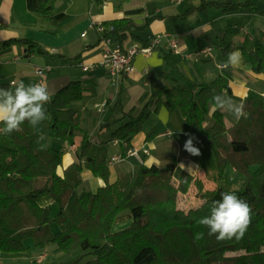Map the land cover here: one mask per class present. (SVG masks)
Wrapping results in <instances>:
<instances>
[{"label": "trees", "instance_id": "trees-1", "mask_svg": "<svg viewBox=\"0 0 264 264\" xmlns=\"http://www.w3.org/2000/svg\"><path fill=\"white\" fill-rule=\"evenodd\" d=\"M51 1L27 0V7L49 16L53 12ZM208 7L224 12L251 8L264 16V9L252 1H203L172 18L184 19ZM105 25L112 27L110 34L123 45L130 40L145 46L150 43V39L139 34L149 22L137 24L124 17ZM239 33L240 26L232 23L220 30L218 37L223 52L239 48L252 70L264 76V31L259 38L247 34L237 46L234 39ZM13 44H20L26 52L49 54L30 38L7 40L0 49ZM173 53L170 49L162 52L169 70L175 65ZM231 79L230 69L223 68L211 83L191 82L190 88L164 85L151 95L143 109L138 106L126 109L120 98L112 106L108 101L109 115L101 131L119 125L112 140L119 142L121 154L126 157L151 113L158 112L161 106L169 112L178 110L188 135L196 138L194 144L201 152L206 148L213 150L218 178L223 177L229 165L245 176L237 190L221 185L206 189L203 180L189 172H183L176 182V156L164 165L143 163L138 171L119 173L116 181L110 183V166L105 154L109 141L88 133L77 136L82 117L69 104L83 99L82 82L69 75L48 76L46 85L54 97L45 105L47 119L38 125L40 129L25 122L19 132L0 134V251L27 252L29 248L24 240L32 237L35 247L55 243L65 252L78 248L83 251L75 261L61 264H264V96L249 90L242 100L244 115L228 126L226 112L215 107L212 96L215 93L223 97L231 95ZM9 84L1 83L0 87L6 88ZM211 107H215L212 113ZM210 113L211 122L207 125ZM41 136L44 138L41 143L47 145L44 150L36 143ZM154 138L155 134L150 132L145 141ZM49 139L78 145L77 156L85 159V166L93 175L102 177L106 185L96 192L80 194L59 173L63 147L50 144ZM192 186L202 204L185 210L180 207V195L189 193ZM222 191H234L252 209L251 224L239 240L218 241L208 235L206 227L196 223L208 215L212 201L219 199ZM43 196H50L57 203L58 211L54 215L51 207L39 204ZM127 210L132 214L130 224L114 231L116 218ZM53 224L64 229L54 232ZM198 232L204 236L197 241Z\"/></svg>", "mask_w": 264, "mask_h": 264}, {"label": "crops", "instance_id": "crops-1", "mask_svg": "<svg viewBox=\"0 0 264 264\" xmlns=\"http://www.w3.org/2000/svg\"><path fill=\"white\" fill-rule=\"evenodd\" d=\"M203 1H252L258 7L264 9V0H181L180 2L177 0H52L53 12L51 15L46 16L29 10L27 0H0V46L10 39L30 38L39 42L49 52V54L26 52L25 48L20 44H13L7 48L0 49V60L2 61L5 58L7 60L5 67L0 70V84L9 83L13 79L21 82L25 74L22 63L18 61L23 56L31 58L35 54H39L57 58L58 64L56 63L55 66H62L64 64L63 61H66L69 64L77 63L76 66L83 71L103 70L108 76L106 80L100 77L99 74L94 75L92 79L94 85L101 84L105 90V96L102 101H110L112 106L120 98L126 109L137 106L134 104L137 101L141 104L148 101L151 95L164 85L179 84L190 88L191 82L211 83L223 68H229L232 72L230 81L231 95L226 94V99L231 100L236 105H242V100L251 89L264 96V76L256 74L252 70L251 64L245 60L239 48L233 51L241 53L242 61L240 65L238 67L225 66L229 52H223L220 38L218 37L220 30L227 24L232 23L240 26V33L234 39L237 46L243 43L247 34L259 38L261 37V32L264 31V16L254 13L251 8H243L236 12H224L217 7H208L206 10L191 13L184 19L172 18V16L185 13L191 6L200 5ZM259 16L261 18H258ZM124 17L133 19L137 24L149 22L147 28L139 33L144 39L169 34L179 40L182 53L177 54L173 51V62L175 63L173 69H167V62L162 56L163 49L172 50L168 39L165 38L163 43L155 48L152 53L136 54L133 58L135 70L132 73L123 74L117 83H112L108 70L100 65L102 60V35L96 30H87V28L93 22L105 24V22ZM247 20L250 22L256 21L257 25L248 29L245 25ZM86 30V36H82V33ZM134 43L143 45L140 41L130 40L127 44H122V46L128 47ZM208 47L212 50L207 56L195 57L193 55L199 49ZM83 65H89L90 68L85 70ZM47 67H50L51 70L47 73L46 78L48 76L69 75L71 79L76 80L70 73L52 75L55 67L53 65ZM172 77L175 78V81L171 79ZM34 81V78L31 79V82ZM83 98H86L85 92ZM97 103L100 102L94 103L96 109ZM90 104L91 101L87 105L83 104L82 109L76 108L80 111L82 117L81 130L77 131V136L88 133L95 137V134L104 132V130L101 131V128L109 115V103L105 112H99L97 109L101 116H97L98 113L94 112L93 106ZM214 109L215 107H211V113ZM223 111L227 114V125L231 126L237 119L228 110ZM211 113L206 122L207 125L211 122ZM152 114L151 116L156 118H153L150 129L146 131V134L142 131L143 134L141 132L133 141V148L142 149L146 147L150 149V155L145 159L144 163L148 165H164L165 163H161L155 156H152L151 150L175 146L178 138H182L183 141L179 146V152L180 150L181 152L169 156L171 159L173 156L177 157L178 166L181 162L185 164V169L177 166L174 172L175 181L179 182L182 173L188 172L186 169L191 166L193 169L191 174L202 179L206 189L216 188L218 184L215 180V175L218 172L215 174L211 173V175L206 174L201 165L205 161L183 150V145L188 138V131L179 111L169 112L166 107L161 106L158 112L154 113L155 115ZM103 115L106 117L103 118ZM118 126L116 124L113 128ZM36 127L40 129L38 125ZM159 128L165 129L157 133L156 130ZM150 132L155 134V138L146 142L145 137ZM163 137L165 139L161 143L155 142L156 139ZM107 141L110 142L111 147L116 151L108 155V161L113 156H121L119 142L114 139ZM49 143L63 147L64 159L59 168V173L69 183L76 186L80 194L85 191L96 192L99 187L106 185L102 177L93 175L85 166V159H80L77 156L78 145H69L67 142L54 139H49ZM204 151L205 149L201 153ZM207 155L210 156V153L208 152ZM128 158L125 159L127 160ZM136 160L139 165L136 166L133 162H128V169H113V164L109 165V182L113 183L116 181L119 173L138 171L141 163L138 159ZM194 189L195 187L192 186L190 191H194ZM39 204L43 207H51L53 215L58 211L57 203L53 202L50 196L41 197ZM131 220V212L124 211L116 218L113 230L117 231L126 228ZM52 229L54 232H59L64 229V226L53 224ZM24 244L29 248V251L16 254L22 255L32 252L36 254L35 263L42 264L48 256L47 248L49 244L36 249L37 247H35L32 237L26 238ZM2 253L0 251V262Z\"/></svg>", "mask_w": 264, "mask_h": 264}, {"label": "clouds", "instance_id": "clouds-1", "mask_svg": "<svg viewBox=\"0 0 264 264\" xmlns=\"http://www.w3.org/2000/svg\"><path fill=\"white\" fill-rule=\"evenodd\" d=\"M242 61L239 51H230L225 62L226 67H238ZM51 100L47 85L42 82L25 84L13 79L9 86L0 87V134L11 135L22 130V125L27 122L31 127L47 119L45 105ZM215 107L218 110H228L239 120L243 115V106L236 105L219 93L212 96ZM43 137H38L36 143L44 150L47 145L41 143ZM196 138L189 134L183 148L192 156L201 154L200 148L194 144ZM180 168L185 169L181 162ZM190 174L193 171L189 166L186 169ZM187 214V213H186ZM252 209L250 205L241 199L234 191H222L220 198L212 201L208 215L196 220L198 225L208 229V235L214 236L218 241L241 239L251 224ZM204 233L198 232L195 239H202Z\"/></svg>", "mask_w": 264, "mask_h": 264}, {"label": "rangeland", "instance_id": "rangeland-1", "mask_svg": "<svg viewBox=\"0 0 264 264\" xmlns=\"http://www.w3.org/2000/svg\"><path fill=\"white\" fill-rule=\"evenodd\" d=\"M258 18H261V16H259ZM245 25L248 27V29H250V27H255V25L257 24H256V21L250 22L249 20H247L245 22ZM18 62L22 63L23 65V72L25 74V77L22 80V82L25 84L34 83V82H31V79L33 78L34 80L37 79V76L34 73V70L36 67L45 68L50 65H53L55 67V70L52 72V75L70 73L74 79L81 80L84 86V92L86 94V98H83L82 100H74L69 104V106L82 109L83 104L87 105L88 102L91 101L90 105L93 106L94 112H96V114L98 113L97 109L94 107V103L98 101L102 102V99L105 96V90L101 84L94 85V82L92 79L94 75L99 74L100 77L106 80L108 76L103 70L83 71L80 67L76 66L77 63L73 62L69 64V62L66 63V61H63L64 64H62V66L61 65L55 66L56 63L58 64L57 58H51L47 55H39V54H35L34 57H31V58H29L28 56H23L21 60H19ZM6 63H7L6 58L2 59V62L0 64V70L5 67ZM30 73L32 74L30 75ZM50 96H51V99L54 97L53 94H50ZM146 103L147 101L143 102V104L137 101L134 104L137 105L139 108L143 109ZM151 114L145 120L144 125H143L142 131L145 134H146V131L150 129V125L153 123V118L154 119L156 118L155 116L152 117ZM97 116H101V114L98 113ZM150 116L151 118L149 119ZM105 117L106 116L103 115V118ZM164 129L165 128H161V129L159 128L156 130V132L160 133L161 131H164ZM115 130L116 128L112 127L109 130H104V132L101 134L100 133L95 134V137L100 140H104V141L110 140L112 139L113 132ZM178 137H181V136H178ZM164 139L165 137L158 138L156 139L155 142L161 143ZM182 141H183L182 138H178L177 144L175 146H170V147H166L165 149H159V150L153 149L151 150L152 156H155L158 159V161H161V163L169 162L171 159L169 158V156L171 154L176 155V153L181 152V150L179 152V146L181 145ZM114 152L116 151L111 147L110 142H109L105 154L108 157V155ZM208 152L210 153V156L207 155ZM213 154H214L213 150L210 148H207L205 149L203 153H201L198 156L199 158H202L203 161H205L201 165L204 168V172L209 175H211V173L215 174L216 172H218L217 163H216V160ZM128 162H133L136 166L139 165L135 157H129L127 160L123 159V160H120L119 162L114 163L113 169H119V168L128 169L127 168ZM215 176H216L215 180L218 185L224 186L231 190L239 189L245 181V176L243 174L237 173L235 169L230 165L226 168L223 177L218 178L217 174ZM196 193H197V190L194 189V191H190L187 194L180 195V200H179L180 207L185 210H188L190 208H196L200 206L202 204V199L199 198ZM127 211L130 212L129 210ZM36 249H40V247H37ZM82 252L83 251L80 248L75 249L71 252H65L61 250L57 246V244L50 243L49 247L47 248L48 256L44 259V262L42 264L69 263V262H72L78 259L81 256ZM2 254L3 255L1 258L0 264H36L34 260L36 258L35 256L36 254L32 252L28 254H22V255L18 254L19 256L16 253H13V254L12 253H2ZM228 255H232V253H229Z\"/></svg>", "mask_w": 264, "mask_h": 264}, {"label": "built area", "instance_id": "built-area-1", "mask_svg": "<svg viewBox=\"0 0 264 264\" xmlns=\"http://www.w3.org/2000/svg\"><path fill=\"white\" fill-rule=\"evenodd\" d=\"M180 2L181 0H177ZM88 29L96 30L101 33L102 40V60L100 65L108 70L112 83L115 84L119 81V78L126 73H132L135 70L133 65V58L138 53L150 54L152 51L160 46L163 43L165 38L168 39V43L170 48L177 54L182 53V48L179 43V40L170 36L169 34L157 35L155 37L150 38L149 45H141L138 43H134L128 47H123L121 43H119L115 36L111 35L110 32L112 27H109L103 23H91L89 24ZM87 30L82 33V36H86ZM211 48L199 49L193 55L195 57L207 56L211 52ZM0 60V64H1ZM85 70L90 68L89 65H83ZM51 70L50 67H36L34 70L37 79L34 82H42L46 84V76L47 73ZM19 83V81H17ZM108 105V101L104 100L100 103L96 104L99 112H105L106 107ZM2 128V126H0ZM150 155V149L143 147L142 149L131 148L128 151L126 157L121 156H113L110 161H108L109 165H112L120 160H123L127 157H135L138 161L143 164L145 159Z\"/></svg>", "mask_w": 264, "mask_h": 264}]
</instances>
